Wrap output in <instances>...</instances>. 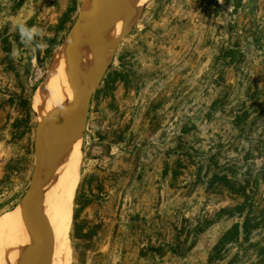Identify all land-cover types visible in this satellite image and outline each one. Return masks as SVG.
<instances>
[{"label": "rangeland", "instance_id": "1", "mask_svg": "<svg viewBox=\"0 0 264 264\" xmlns=\"http://www.w3.org/2000/svg\"><path fill=\"white\" fill-rule=\"evenodd\" d=\"M81 2L0 0V217L29 186L35 96ZM116 36L71 264H264V0H152Z\"/></svg>", "mask_w": 264, "mask_h": 264}, {"label": "water", "instance_id": "2", "mask_svg": "<svg viewBox=\"0 0 264 264\" xmlns=\"http://www.w3.org/2000/svg\"><path fill=\"white\" fill-rule=\"evenodd\" d=\"M118 1L82 0L78 17L56 53L64 92L54 100L36 130L34 169L19 204L21 239L2 264H48L52 257L46 194L50 183L82 157L91 101L118 49V38L112 32V9ZM67 59L75 66V75L68 72ZM70 150L74 153L58 163L60 154Z\"/></svg>", "mask_w": 264, "mask_h": 264}, {"label": "bare ground", "instance_id": "3", "mask_svg": "<svg viewBox=\"0 0 264 264\" xmlns=\"http://www.w3.org/2000/svg\"><path fill=\"white\" fill-rule=\"evenodd\" d=\"M150 1L152 0H119L112 9L113 34L124 31L142 7ZM66 67L70 74H76V68L69 59L66 60ZM64 87L55 64L48 70L35 96V109L39 116H46L54 100L64 92ZM73 153V150L62 152L58 163H64ZM78 163L58 175L48 187L46 200L52 229V257L48 264L72 263L70 227L73 219V198L80 178ZM21 235L22 207L19 205L0 217V264L8 251L20 241Z\"/></svg>", "mask_w": 264, "mask_h": 264}, {"label": "trees", "instance_id": "4", "mask_svg": "<svg viewBox=\"0 0 264 264\" xmlns=\"http://www.w3.org/2000/svg\"><path fill=\"white\" fill-rule=\"evenodd\" d=\"M43 81V79L40 81V83ZM244 229L246 231V233L250 232V228H249V218L246 219L245 224H244Z\"/></svg>", "mask_w": 264, "mask_h": 264}, {"label": "clouds", "instance_id": "5", "mask_svg": "<svg viewBox=\"0 0 264 264\" xmlns=\"http://www.w3.org/2000/svg\"><path fill=\"white\" fill-rule=\"evenodd\" d=\"M21 31H22L23 33H26V34H28V35H31V32H30L29 30H27V29L22 28ZM31 31H35V29H33V30H31Z\"/></svg>", "mask_w": 264, "mask_h": 264}]
</instances>
